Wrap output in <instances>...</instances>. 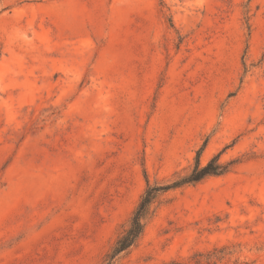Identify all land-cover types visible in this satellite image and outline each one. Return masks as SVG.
<instances>
[{
    "label": "rangeland",
    "instance_id": "1",
    "mask_svg": "<svg viewBox=\"0 0 264 264\" xmlns=\"http://www.w3.org/2000/svg\"><path fill=\"white\" fill-rule=\"evenodd\" d=\"M201 146L113 264H264V0H0V264H106Z\"/></svg>",
    "mask_w": 264,
    "mask_h": 264
},
{
    "label": "trees",
    "instance_id": "2",
    "mask_svg": "<svg viewBox=\"0 0 264 264\" xmlns=\"http://www.w3.org/2000/svg\"><path fill=\"white\" fill-rule=\"evenodd\" d=\"M203 145H205V141ZM202 148L203 146L197 150L194 165L187 175L178 177L168 183H149L146 180V187L131 214L127 227L107 254L106 264H113L120 254L127 252L137 243L148 220L154 214L157 199L162 193L183 185L195 184L208 176L221 175L229 170V165L233 161L223 164L218 161V155L211 157L204 165H200L199 155Z\"/></svg>",
    "mask_w": 264,
    "mask_h": 264
}]
</instances>
